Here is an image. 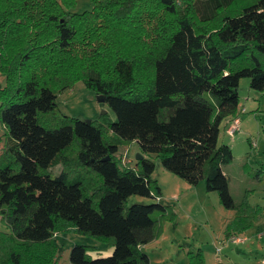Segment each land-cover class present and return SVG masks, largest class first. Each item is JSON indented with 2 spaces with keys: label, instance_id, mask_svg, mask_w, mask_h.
Segmentation results:
<instances>
[{
  "label": "trees",
  "instance_id": "obj_1",
  "mask_svg": "<svg viewBox=\"0 0 264 264\" xmlns=\"http://www.w3.org/2000/svg\"><path fill=\"white\" fill-rule=\"evenodd\" d=\"M232 2L92 0L79 13L76 0H0V124L19 164L16 171L0 167V216L8 227L0 231V264H52V236L70 226L113 247L91 257L75 244L72 264H149L141 247L159 233V218L174 213L158 202L147 154L191 185L204 179L223 207L238 209L223 170L232 150L218 141L222 122L239 115L240 79L264 91V0L236 11ZM217 9V27L200 25ZM76 80L104 98L114 120L60 113L55 91ZM52 111L61 121L43 122ZM116 137L138 143L142 158L133 166L122 164ZM74 143L72 162L66 152ZM57 163L95 172L100 183L93 190L64 167L42 171ZM133 194L156 202L127 205Z\"/></svg>",
  "mask_w": 264,
  "mask_h": 264
},
{
  "label": "rangeland",
  "instance_id": "obj_2",
  "mask_svg": "<svg viewBox=\"0 0 264 264\" xmlns=\"http://www.w3.org/2000/svg\"><path fill=\"white\" fill-rule=\"evenodd\" d=\"M251 1L253 0H233L229 9L236 11L235 8L239 9ZM91 7L92 0H76L72 10L80 13L85 9L90 10ZM198 7L203 14L202 8ZM200 12L197 11L194 18L201 23L203 15ZM206 12L205 10L204 14ZM214 13L216 16L209 23L203 22L200 25L217 27L222 11L217 9ZM4 83L3 76L0 75V87ZM53 88L56 90L57 86ZM250 92H254V95L249 97ZM55 94L56 105L62 115L96 122L115 119L107 102L98 101L97 95L82 80H76L65 88L60 85ZM238 95L241 108L239 115H243V122L232 136L224 132L222 125L218 141L227 144L229 142L231 145L233 159L224 169L230 194L238 206L236 211L223 207L217 191L207 190L204 179L191 185L166 170L159 157L145 155L155 164L152 178L161 190L158 202L167 205L174 213L172 218H159V233L143 248V252L149 256V264H191L196 261L198 263L201 257L203 264H264V91L250 88L249 78L242 77ZM55 113L56 111H52L44 114L41 120L57 124L61 118H57ZM115 140L118 146L117 155L121 157L122 164L133 166L136 155L140 153L138 143L118 137ZM13 147L14 140L0 124V167L10 165L16 171L19 164L12 153ZM76 150L74 143L66 152L69 161L74 162ZM63 167L71 176L78 173L87 187L95 186L93 190L100 183L95 172H89L81 166H63L57 163L42 171L55 175ZM150 202H156V199L133 194L127 198L126 203L131 205ZM0 231H8L1 216ZM232 236L242 241H232ZM52 241L57 246L54 257L47 260L52 261V264H72L69 261V251L75 244L86 245L92 257H104L113 250L105 239L78 232L72 226L55 232Z\"/></svg>",
  "mask_w": 264,
  "mask_h": 264
},
{
  "label": "built area",
  "instance_id": "obj_3",
  "mask_svg": "<svg viewBox=\"0 0 264 264\" xmlns=\"http://www.w3.org/2000/svg\"><path fill=\"white\" fill-rule=\"evenodd\" d=\"M239 125H240L239 117L237 115L233 116L229 121L228 125L225 127V133L229 136L234 135L238 131ZM235 240L237 241L239 239L234 238L233 241Z\"/></svg>",
  "mask_w": 264,
  "mask_h": 264
},
{
  "label": "crops",
  "instance_id": "obj_4",
  "mask_svg": "<svg viewBox=\"0 0 264 264\" xmlns=\"http://www.w3.org/2000/svg\"><path fill=\"white\" fill-rule=\"evenodd\" d=\"M252 95H254V92H250V94H249L248 96L250 97V96H252ZM247 99H248V98H247ZM240 111H241V108H240V99H239V103H238V107H237V112L240 113ZM238 117H239L240 125H241L242 122H243V119H244V118H243V115H241V116L238 115ZM229 118H230V117L226 118V119L222 122V125H223V126H224L225 124H226V126L228 125V123H229ZM222 125H221V127H223ZM228 145L231 147V145H230L229 142H228ZM223 170H224V172H225V169H223ZM225 173H226V172H225ZM232 237H233L232 239L230 238L232 241H233L234 238L239 239L238 237H234V236H232ZM244 238H245V237H244ZM241 241H242V240L239 239V240H237L236 242H241ZM144 246H145V245H144ZM144 246L141 247L142 250H143ZM90 256H91V255H90ZM91 257H92V256H91ZM262 258L264 259V257H262Z\"/></svg>",
  "mask_w": 264,
  "mask_h": 264
},
{
  "label": "water",
  "instance_id": "obj_5",
  "mask_svg": "<svg viewBox=\"0 0 264 264\" xmlns=\"http://www.w3.org/2000/svg\"><path fill=\"white\" fill-rule=\"evenodd\" d=\"M97 99H98V101H104V98L99 97V96H97ZM141 158H142V155H141V154H137V155H136V159H137V160H140Z\"/></svg>",
  "mask_w": 264,
  "mask_h": 264
}]
</instances>
